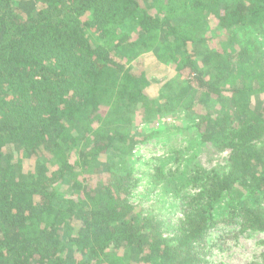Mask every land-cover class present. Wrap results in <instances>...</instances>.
<instances>
[{"label": "trees", "instance_id": "16d2710c", "mask_svg": "<svg viewBox=\"0 0 264 264\" xmlns=\"http://www.w3.org/2000/svg\"><path fill=\"white\" fill-rule=\"evenodd\" d=\"M146 53L183 76L156 98ZM196 104L226 163L181 218L147 215L133 124ZM263 202L264 0H0V264H207L217 225L264 232Z\"/></svg>", "mask_w": 264, "mask_h": 264}, {"label": "rangeland", "instance_id": "374dc122", "mask_svg": "<svg viewBox=\"0 0 264 264\" xmlns=\"http://www.w3.org/2000/svg\"><path fill=\"white\" fill-rule=\"evenodd\" d=\"M209 44L216 49L221 46L219 42ZM136 60L138 58L129 64L134 71L145 72L151 82L146 90L150 98L159 96L166 84H175L183 78L173 65L158 61L155 53H146ZM196 64L199 63L196 61ZM199 95L196 90V100ZM253 105L256 106L255 102ZM203 106L196 104L192 110L171 111L156 124H139L140 120H135L133 128L144 138L135 146L131 157L138 180L133 198L138 210L176 221L182 217L181 198L194 192L189 184L193 172L210 171L225 165L228 150L220 152L211 144L198 141L195 125L201 118L199 114L204 112ZM9 153L14 157V148ZM27 169L31 170L30 167ZM71 185V182L67 183L63 189L68 191ZM262 205L264 209V202ZM235 230V226L222 224L210 230L205 237L207 264H264L261 259L264 232L247 231L236 235Z\"/></svg>", "mask_w": 264, "mask_h": 264}]
</instances>
